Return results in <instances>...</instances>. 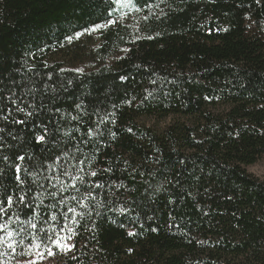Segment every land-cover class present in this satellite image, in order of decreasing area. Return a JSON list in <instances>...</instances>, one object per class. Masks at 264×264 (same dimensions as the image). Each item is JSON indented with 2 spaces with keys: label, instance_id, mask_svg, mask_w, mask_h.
<instances>
[{
  "label": "trees",
  "instance_id": "1",
  "mask_svg": "<svg viewBox=\"0 0 264 264\" xmlns=\"http://www.w3.org/2000/svg\"><path fill=\"white\" fill-rule=\"evenodd\" d=\"M159 2L132 0V26L99 28L101 47L91 53L80 36L112 19L115 0H0V88L15 81L19 96L44 105L45 124L76 115L77 103L108 117L86 154L99 148L94 167H111L101 179L114 182L112 205L81 222L72 252L53 248L51 257L264 264V179L245 169L264 158V0H164L159 19H140L145 4ZM7 130L31 140L24 125ZM121 206L128 211L107 210ZM0 251L9 253L5 264L36 254Z\"/></svg>",
  "mask_w": 264,
  "mask_h": 264
},
{
  "label": "snow or ice",
  "instance_id": "2",
  "mask_svg": "<svg viewBox=\"0 0 264 264\" xmlns=\"http://www.w3.org/2000/svg\"><path fill=\"white\" fill-rule=\"evenodd\" d=\"M116 2L121 7H133L132 0ZM163 2L145 4L148 14L140 19H159L164 15L163 9H160ZM154 8L160 9L159 14L153 11ZM142 10L135 8L137 12ZM115 23L117 21L109 19L105 25H93L92 29L86 31H95ZM79 35L77 33V37ZM16 87L18 85L13 81L12 86L0 88V122L4 125L0 126V246L10 250L12 255L18 254V248L26 250L27 254L35 249L37 257L41 258L45 251L53 256V248L64 253L72 252L76 244L69 241L78 235V229L83 227L81 222L90 218L93 212L100 216L98 209L104 207L105 203L112 205L106 191L113 187L114 182L107 183L101 179L105 173L112 171L111 167H94L99 148L91 155L86 154L87 146L103 137L99 126L105 124L108 117L106 114L100 115L99 110L87 112L77 103L75 108L80 111L76 115L68 113L54 125L51 119L45 124L40 119V109L44 105H36L35 98L29 103L17 94ZM32 91L29 89V94ZM55 111L60 110L56 108ZM14 113H21L26 119H18ZM85 115L88 120L84 119ZM85 124L89 125L87 131L78 137L76 134L82 132ZM15 125H24L31 134V140L7 130ZM111 135L115 136L116 133L111 132ZM8 137L15 143H8ZM33 141L42 146L39 155L30 150L29 145ZM101 192L105 195L101 196ZM107 210L128 211L123 206L118 209L109 207ZM22 216L26 218L22 219ZM7 256L8 252L0 251V264H5L4 258ZM29 264H36V261L32 260Z\"/></svg>",
  "mask_w": 264,
  "mask_h": 264
},
{
  "label": "rangeland",
  "instance_id": "3",
  "mask_svg": "<svg viewBox=\"0 0 264 264\" xmlns=\"http://www.w3.org/2000/svg\"><path fill=\"white\" fill-rule=\"evenodd\" d=\"M116 4H117V8L115 12L116 14L112 17V20H115L123 25L131 27L133 24L131 23V15L133 14V12L131 11L130 8L121 7V4L119 2H116ZM101 33L102 32H100L98 29V30L86 33L87 35L80 36L81 38L87 39V41L89 42L88 44L90 45L91 53L93 52L96 53L99 47H101V37H102ZM143 121L146 124L153 125L154 127H157V128L164 126L168 122V120L163 122V121H156L153 119H144ZM245 169L249 174H251L255 178L259 180H263L264 179V158L260 159L259 161H257L256 163L252 165L245 167ZM32 260H35L36 264H57L55 260L46 253H44L42 258L37 257V255L34 254L26 259L17 261L16 264H29V262Z\"/></svg>",
  "mask_w": 264,
  "mask_h": 264
}]
</instances>
